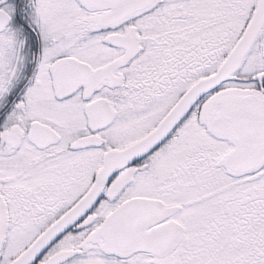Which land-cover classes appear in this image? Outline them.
Wrapping results in <instances>:
<instances>
[{"label":"snow or ice","instance_id":"snow-or-ice-1","mask_svg":"<svg viewBox=\"0 0 264 264\" xmlns=\"http://www.w3.org/2000/svg\"><path fill=\"white\" fill-rule=\"evenodd\" d=\"M0 264H264V0H0Z\"/></svg>","mask_w":264,"mask_h":264}]
</instances>
